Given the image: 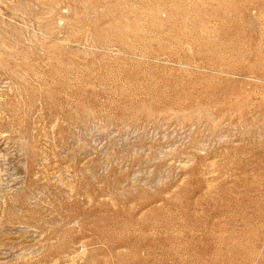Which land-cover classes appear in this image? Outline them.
<instances>
[{
    "label": "rangeland",
    "instance_id": "374dc122",
    "mask_svg": "<svg viewBox=\"0 0 264 264\" xmlns=\"http://www.w3.org/2000/svg\"><path fill=\"white\" fill-rule=\"evenodd\" d=\"M0 264H264V0H0Z\"/></svg>",
    "mask_w": 264,
    "mask_h": 264
}]
</instances>
